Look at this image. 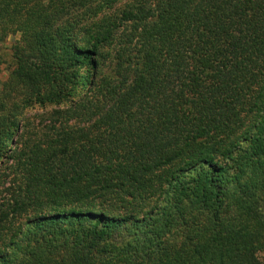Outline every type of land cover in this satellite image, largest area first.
I'll use <instances>...</instances> for the list:
<instances>
[{"label":"trees","instance_id":"trees-1","mask_svg":"<svg viewBox=\"0 0 264 264\" xmlns=\"http://www.w3.org/2000/svg\"><path fill=\"white\" fill-rule=\"evenodd\" d=\"M0 67V264H264V0H0Z\"/></svg>","mask_w":264,"mask_h":264},{"label":"rangeland","instance_id":"rangeland-1","mask_svg":"<svg viewBox=\"0 0 264 264\" xmlns=\"http://www.w3.org/2000/svg\"><path fill=\"white\" fill-rule=\"evenodd\" d=\"M18 35L17 34H12V32H10L9 36L7 37L5 43H4V47H6L8 49L9 46L13 45L14 43H16L18 41ZM2 69V67H0V70ZM6 72L1 70L0 73V79L1 81H3L6 78ZM6 145V143H5ZM5 145H3V147H6Z\"/></svg>","mask_w":264,"mask_h":264}]
</instances>
